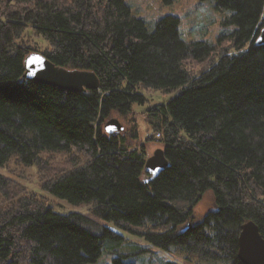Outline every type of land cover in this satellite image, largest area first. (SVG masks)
I'll use <instances>...</instances> for the list:
<instances>
[{
    "label": "trees",
    "instance_id": "obj_1",
    "mask_svg": "<svg viewBox=\"0 0 264 264\" xmlns=\"http://www.w3.org/2000/svg\"><path fill=\"white\" fill-rule=\"evenodd\" d=\"M212 1L229 13L231 43L193 71L188 59L202 61L213 48L185 42L174 15L149 29L124 0H0V167L13 158L44 168L45 151L71 156L40 177L39 192L0 174V264L95 263L107 241H123L104 221L188 260L243 264L242 224L253 221L264 237V46L254 44L264 0ZM27 30L44 40L43 51ZM34 51L94 72L99 89L75 93L23 79ZM147 91L170 95L142 113L168 164L144 183L148 156L132 107L146 103ZM110 118L123 133H105ZM208 190L213 207L195 224L193 208ZM47 195L88 212H57ZM115 255L111 264H134Z\"/></svg>",
    "mask_w": 264,
    "mask_h": 264
},
{
    "label": "rangeland",
    "instance_id": "obj_2",
    "mask_svg": "<svg viewBox=\"0 0 264 264\" xmlns=\"http://www.w3.org/2000/svg\"><path fill=\"white\" fill-rule=\"evenodd\" d=\"M129 6L132 16L141 18L149 29L153 28L154 23L165 15H174L180 21L181 38L187 42H205L213 49L210 57L202 61H187L188 68L193 71H199L201 68L210 63L220 48L229 45V34L234 26L226 24L229 13L215 8L212 0H124ZM25 37L30 45L36 44L39 51H43L47 44L40 37L32 36L31 31L27 30ZM147 99L142 106L133 105L136 113L135 118L138 122L139 141L144 144L147 156H152L155 150L162 149V145L152 137V129L147 122L148 117L143 116V112H147L148 108L158 104H164L169 99V94H162L157 91L144 92ZM149 113H146L148 116ZM122 124V123H121ZM124 126V125H123ZM149 138V139H148ZM148 139L150 141H145ZM73 152V151H72ZM75 152V151H74ZM73 152V153H74ZM41 159L46 161L43 168L39 164L24 165L23 163L10 159L4 166L0 167V174L12 179L16 185L25 188V193L30 191L39 192L40 177L47 175L66 167L70 163L69 152H42ZM147 175H145V178ZM48 202L57 212L61 213H87V205H71L65 201L47 195ZM3 198L0 196V207L4 206ZM213 207V194L211 190L206 191L202 198L193 208L194 223H200L204 216ZM104 226L110 228L116 233L123 236V241L116 242L107 241L104 244L103 253L100 258L92 264H111L115 254H124L128 257L127 262L134 264H163L166 261H173L177 264H228L226 262H201L195 257L189 260L185 259L186 255L176 248L171 247L168 251H164L145 243L142 239L121 231L113 226L110 222H102ZM177 252H176V251Z\"/></svg>",
    "mask_w": 264,
    "mask_h": 264
},
{
    "label": "water",
    "instance_id": "obj_3",
    "mask_svg": "<svg viewBox=\"0 0 264 264\" xmlns=\"http://www.w3.org/2000/svg\"><path fill=\"white\" fill-rule=\"evenodd\" d=\"M256 46H264V27L254 41ZM22 78L39 85H46L63 91L81 93L99 89L100 83L96 74L88 70H70L56 66L39 52H31L23 60ZM103 130L106 134L123 133L124 126L117 118L108 119ZM163 149H157L146 158L144 183L157 177L167 166ZM190 225V224H189ZM188 225V226H189ZM238 259L243 264H264V237L253 221L242 224L237 240Z\"/></svg>",
    "mask_w": 264,
    "mask_h": 264
},
{
    "label": "built area",
    "instance_id": "obj_4",
    "mask_svg": "<svg viewBox=\"0 0 264 264\" xmlns=\"http://www.w3.org/2000/svg\"><path fill=\"white\" fill-rule=\"evenodd\" d=\"M155 138H156V139H158V138H159V134H158V133L155 135Z\"/></svg>",
    "mask_w": 264,
    "mask_h": 264
}]
</instances>
